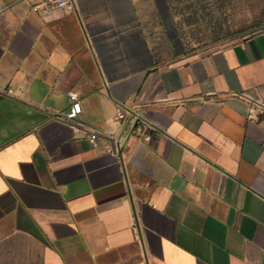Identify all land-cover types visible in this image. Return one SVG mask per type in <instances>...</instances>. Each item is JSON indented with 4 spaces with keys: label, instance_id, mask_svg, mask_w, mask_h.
<instances>
[{
    "label": "crops",
    "instance_id": "obj_1",
    "mask_svg": "<svg viewBox=\"0 0 264 264\" xmlns=\"http://www.w3.org/2000/svg\"><path fill=\"white\" fill-rule=\"evenodd\" d=\"M150 2L0 0V264H264V30L165 63Z\"/></svg>",
    "mask_w": 264,
    "mask_h": 264
},
{
    "label": "rangeland",
    "instance_id": "obj_2",
    "mask_svg": "<svg viewBox=\"0 0 264 264\" xmlns=\"http://www.w3.org/2000/svg\"><path fill=\"white\" fill-rule=\"evenodd\" d=\"M144 14L152 46L165 63L264 30V0H151Z\"/></svg>",
    "mask_w": 264,
    "mask_h": 264
},
{
    "label": "built area",
    "instance_id": "obj_3",
    "mask_svg": "<svg viewBox=\"0 0 264 264\" xmlns=\"http://www.w3.org/2000/svg\"><path fill=\"white\" fill-rule=\"evenodd\" d=\"M30 4L31 9L40 14V15H58V14H64L71 10L74 0H26ZM1 11V10H0ZM13 87H8L7 92L9 94L13 93ZM73 99L69 109L64 113V118L69 120L71 122V125L74 129V132L77 135L86 136L93 145H97L99 138H101V133L95 129H92L91 127L82 124L80 122H77L76 119L79 117V115L82 112V102L77 98V96H71ZM260 106L264 107V102H258L257 103ZM126 117V111L121 110L118 115L117 119H124ZM145 124V127L149 129H153L150 124ZM106 139L110 140L113 144L112 149L114 151L118 150L117 141L114 137L111 135H104ZM145 140H150L151 135L147 134L145 135Z\"/></svg>",
    "mask_w": 264,
    "mask_h": 264
}]
</instances>
